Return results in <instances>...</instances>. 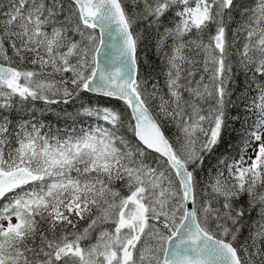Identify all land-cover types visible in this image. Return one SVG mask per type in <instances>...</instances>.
Segmentation results:
<instances>
[{
    "label": "snow or ice",
    "instance_id": "6c2138e0",
    "mask_svg": "<svg viewBox=\"0 0 264 264\" xmlns=\"http://www.w3.org/2000/svg\"><path fill=\"white\" fill-rule=\"evenodd\" d=\"M0 264H264V0H0Z\"/></svg>",
    "mask_w": 264,
    "mask_h": 264
},
{
    "label": "trees",
    "instance_id": "16d2710c",
    "mask_svg": "<svg viewBox=\"0 0 264 264\" xmlns=\"http://www.w3.org/2000/svg\"><path fill=\"white\" fill-rule=\"evenodd\" d=\"M154 43H155L154 41L146 43L144 50L141 54V59L147 60L148 66L150 67V69L155 68L157 64L159 63V57L157 56L156 51L154 49ZM162 79L163 78L161 77V80ZM252 215H254V213H252Z\"/></svg>",
    "mask_w": 264,
    "mask_h": 264
},
{
    "label": "rangeland",
    "instance_id": "374dc122",
    "mask_svg": "<svg viewBox=\"0 0 264 264\" xmlns=\"http://www.w3.org/2000/svg\"><path fill=\"white\" fill-rule=\"evenodd\" d=\"M253 213H254L253 217H255L256 214H255V212H253Z\"/></svg>",
    "mask_w": 264,
    "mask_h": 264
}]
</instances>
